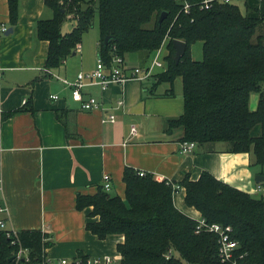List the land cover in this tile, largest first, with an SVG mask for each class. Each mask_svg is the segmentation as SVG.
<instances>
[{"label": "trees", "instance_id": "1", "mask_svg": "<svg viewBox=\"0 0 264 264\" xmlns=\"http://www.w3.org/2000/svg\"><path fill=\"white\" fill-rule=\"evenodd\" d=\"M188 13L175 0H47L52 17L39 20L35 34L48 43L44 69L54 72L80 44L84 32L98 20L100 40L96 56L109 65L113 55L142 53L149 62L166 41L165 70L155 75L156 85L180 78L183 113L168 122V130L180 128V142L197 146L225 143L229 153H249L253 165H264V0H244L238 5L215 4L199 10L201 0H187ZM11 26L17 24L19 0H7ZM162 21H159L162 14ZM76 22L63 35L68 19ZM109 41L105 44V38ZM186 50L174 61L172 42ZM202 43V59L194 60L191 47ZM114 48V50H113ZM165 96H172L168 90ZM257 105L249 108L251 94ZM12 113L2 116V121ZM61 119L60 112H56ZM124 198L99 187L95 194H77L76 208L86 212L85 229L99 240L122 236L116 246L123 264H225L217 253L214 234L195 232L196 221L173 203L176 186L184 188V202L208 224L231 228L238 242L236 264H264V196L254 197L202 172L191 181H157L151 174L132 168L123 171ZM18 239L29 250L30 264L42 261L51 247L47 233L22 230ZM17 247L0 232V264H11ZM85 261L79 252L76 258ZM71 264L73 262L71 261Z\"/></svg>", "mask_w": 264, "mask_h": 264}, {"label": "crops", "instance_id": "2", "mask_svg": "<svg viewBox=\"0 0 264 264\" xmlns=\"http://www.w3.org/2000/svg\"><path fill=\"white\" fill-rule=\"evenodd\" d=\"M45 1L19 0L17 24L11 26L7 0H0L1 119L12 113L0 124V181L7 207L2 217L11 228L47 233L51 243L47 256L54 260L73 259L79 252L87 257L117 255L116 246L123 237L99 240L87 231L85 224L97 218L88 219V210H77L76 196L95 194L107 174L110 195L124 198L123 171L127 167L151 174L157 181L174 183L185 177L195 181L208 172L237 190L264 196L256 192L254 181L256 176H264V165H253L249 153H229L220 142L196 145L188 154L180 151L182 130H168V122L183 113L180 78L175 84L156 85L153 78L111 85L103 92L97 86L83 89L84 97L103 99L116 116L113 123L102 124L105 113L100 111H82L68 88L43 70L48 43L37 40L35 29L39 20L52 17ZM124 58L129 66L146 64L142 53ZM95 66L96 62L93 69ZM59 69L53 74L70 80L78 72L87 73L82 65L79 69L85 71ZM163 84L167 86L159 90ZM168 90L173 91L172 96H165ZM50 95L58 98L51 100ZM119 99L124 106L111 109ZM254 103L257 105L256 100ZM132 125L137 128L136 136L130 133ZM260 184L264 187V181ZM173 203L186 216L200 217L185 205L184 188L173 195Z\"/></svg>", "mask_w": 264, "mask_h": 264}, {"label": "built area", "instance_id": "3", "mask_svg": "<svg viewBox=\"0 0 264 264\" xmlns=\"http://www.w3.org/2000/svg\"><path fill=\"white\" fill-rule=\"evenodd\" d=\"M62 1V0H60ZM181 3V11L188 13L191 4L187 0H175ZM244 0H201L199 2V10H209L215 4H233L243 6ZM5 31V28H2ZM166 41H164L161 47L156 50L153 54L152 59L143 66H129L125 58L119 55H113L109 65L105 64L101 57L97 58L96 66L91 72L83 73L80 72L76 77L69 81L66 78H62L54 75L46 69H43L45 74L49 77L58 79L62 85H64L70 91V97L73 102L79 104V107L84 112L100 111L105 113L101 116L100 122L113 123L116 120V116L110 108H107L105 102L102 98L97 99L93 96L84 97L83 89L90 86H97L102 92L106 90L111 85H122L129 80H135L138 82H146L155 77V75L161 71L165 70V56L167 52H164ZM79 49V45L76 50ZM166 49V48H165ZM114 50V48H113ZM1 77V68H0ZM51 100H56L57 95H50ZM26 101H23L25 104ZM124 106L122 99L116 100L114 106L111 109H121ZM1 114V111H0ZM0 115V124H1ZM130 133L132 136L137 135V128L132 125L130 127ZM196 144L194 142H182L180 146V151L184 154L190 153ZM1 152V149H0ZM139 176H144L143 172H139ZM101 188L109 192L111 190V179L110 176L105 174L102 179ZM181 187L176 186V194ZM256 192L262 193L264 195V187L261 184H257ZM7 212V207L1 197V181H0V216ZM196 228L195 232L199 233L205 231L207 233L214 234L217 238V253L221 263L225 264H236V251L238 249V242L231 235V228L229 226H222L219 224H208L203 218L199 217L195 219ZM0 232L4 233L5 237L10 240V244L17 247L14 252L10 263L11 264H30L31 258L29 250L23 248L18 239V231L11 228L8 222L4 218H0ZM44 233V231H41ZM47 250H44V256L42 261L38 264H123L119 253L115 256L103 255L96 257H86L85 261H82L78 257L73 259L60 258L51 259L47 256Z\"/></svg>", "mask_w": 264, "mask_h": 264}, {"label": "rangeland", "instance_id": "4", "mask_svg": "<svg viewBox=\"0 0 264 264\" xmlns=\"http://www.w3.org/2000/svg\"><path fill=\"white\" fill-rule=\"evenodd\" d=\"M63 1V0H62ZM60 1V3L62 2ZM62 4V3H61ZM241 11L243 12V6L239 5ZM76 22L73 19H68L67 21H65L61 27V33L63 35H67L69 34L72 29L75 27ZM100 40V36H99V29H98V20L97 17H95L94 21H93V25L92 28L89 29L88 31L84 32L81 36V41L79 44V49H77L75 51V56H69L67 58V60L65 61L66 63L60 67V71L64 68H69L72 70H78V71H85L88 72L90 70L93 69L94 63L97 61L96 58V48H97V43ZM77 48V47H76ZM164 52L166 53V49L164 47ZM191 52H192V56L194 60H201L202 59V43L201 42H197L195 43L192 47H191ZM82 66H84L85 70L82 69L80 70L79 68ZM57 72L61 73V72ZM91 72V71H90ZM80 73V72H78ZM63 77H61L62 79ZM155 81L158 79L155 78ZM58 80V79H57ZM69 81H71L70 79H68ZM175 84V82H174ZM167 86V84H163L159 87L160 89H164V87ZM174 87H177V85H174ZM254 99V100H253ZM258 99V95L253 93L250 95V99H249V108L252 110L253 106H255L256 104L254 103V101H257ZM255 104V105H254ZM110 194V193H109ZM0 218H3L2 215L0 216Z\"/></svg>", "mask_w": 264, "mask_h": 264}, {"label": "water", "instance_id": "5", "mask_svg": "<svg viewBox=\"0 0 264 264\" xmlns=\"http://www.w3.org/2000/svg\"><path fill=\"white\" fill-rule=\"evenodd\" d=\"M165 14L163 13L159 19V21H162V19L164 18ZM109 37L105 38V44L109 41ZM173 48L175 50V54H174V61L176 63L179 62V60L181 59V57L184 55L185 50H186V44L182 41H178V40H174L172 42ZM75 55V52L72 54ZM255 183L260 184L264 181V176L258 175L255 177L254 179ZM9 261H11V259H9Z\"/></svg>", "mask_w": 264, "mask_h": 264}]
</instances>
